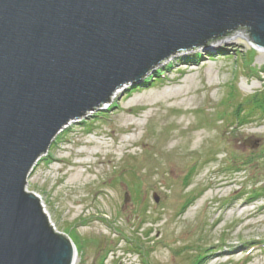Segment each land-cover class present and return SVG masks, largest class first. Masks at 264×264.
Segmentation results:
<instances>
[{"label":"rangeland","instance_id":"374dc122","mask_svg":"<svg viewBox=\"0 0 264 264\" xmlns=\"http://www.w3.org/2000/svg\"><path fill=\"white\" fill-rule=\"evenodd\" d=\"M232 38L186 50L189 63L161 61L36 161L25 189L70 237L76 264H264V114L239 104L264 93V57ZM243 201L251 215H233Z\"/></svg>","mask_w":264,"mask_h":264},{"label":"water","instance_id":"95a60500","mask_svg":"<svg viewBox=\"0 0 264 264\" xmlns=\"http://www.w3.org/2000/svg\"><path fill=\"white\" fill-rule=\"evenodd\" d=\"M235 34L264 48V0H0V264L74 262L25 189L68 122L169 55Z\"/></svg>","mask_w":264,"mask_h":264},{"label":"bare ground","instance_id":"6f19581e","mask_svg":"<svg viewBox=\"0 0 264 264\" xmlns=\"http://www.w3.org/2000/svg\"><path fill=\"white\" fill-rule=\"evenodd\" d=\"M248 41V40H247ZM249 42V41H248ZM234 45H236V43H234V39L232 38V37H230V38H226V39H223V40H220V41H217V42H215V43H213V44H210V45H208L207 47L205 46L204 48H201L202 50H207L208 48H222V47H225V48H229V47H234ZM258 49L260 50V52L262 53L261 54V56L262 57H264V48H259L258 47ZM208 51V50H207ZM187 51L186 50H184V51H178V52H175V53H173V54H171V55H169V57H167L166 58V60H170V59H173V60H177V59H184L183 60V62L184 63H189L188 61H190L191 60V58H189V55L186 53ZM185 58H188V59H185ZM161 64V63H160ZM160 64L159 65H157V69L159 70V69H163L162 67L160 68ZM158 70H156V72L158 71ZM149 73V72H148ZM147 73V74H148ZM151 75H155L154 73H152V74H150L149 76H148V78L147 79H149L150 77H151ZM170 82H179L180 80L179 79H177V78H172L171 80H169ZM129 84V82H127V83H123L121 86H119V87H117L112 93H111V98H110V101H112L119 93H121V92H123L124 91V89H126ZM183 92V87L182 86H179V87H176V88H174V89H171V90H169V91H164V92H162L163 93V95L164 94H166V93H168L169 95H168V97H172V96H178V95H180L181 93ZM103 104H106V103H103ZM72 121H70V122H68L66 125H68L69 123H71ZM65 125V126H66ZM186 151H189V150H186ZM40 198V197H39ZM246 203V201H243L242 203H239V204H236L235 206H233L232 204H230L229 205V203L228 204H226L227 206H230V207H228L229 209H231V213H233V215L234 214H238V216H243V217H248V216H250L251 215V213H252V211L250 210V208H248V207H242L244 204ZM247 204V203H246ZM43 210H44V208H43ZM44 212H45V214L47 215V217H49V213H48V211L47 210H44ZM247 213V214H246ZM243 214H246V215H243ZM246 225H248V223L246 224ZM252 245L251 244H248L246 247L247 248H250ZM215 251H217V250H215ZM214 250H212L211 251V254H214V253H216V254H220L221 253V251H219V252H215ZM203 257V256H202ZM77 261H78V254L76 253V255H75V257H74V262H73V264H76L77 263Z\"/></svg>","mask_w":264,"mask_h":264},{"label":"trees","instance_id":"16d2710c","mask_svg":"<svg viewBox=\"0 0 264 264\" xmlns=\"http://www.w3.org/2000/svg\"><path fill=\"white\" fill-rule=\"evenodd\" d=\"M151 77H154V75H151ZM228 94L231 95L232 97L236 96V94L234 93L233 88L231 89V91H229ZM226 101H228L227 97L225 98V102ZM239 104L245 105V106H249V109H252V110L253 109L254 110L259 109L264 114V93L262 91H259L258 93H253V94H250V95H246V96L241 98V101L239 102ZM240 111H242V110L239 109V106H237V108H235V110L232 111L233 115L235 116L236 119L240 116V113H239ZM233 115H232V117H233ZM223 116L219 117V119L222 120ZM259 190L261 192H257L256 196H258V194L264 196V186L260 187Z\"/></svg>","mask_w":264,"mask_h":264}]
</instances>
